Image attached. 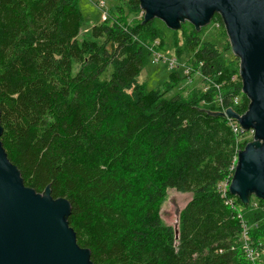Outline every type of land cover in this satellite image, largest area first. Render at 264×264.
I'll list each match as a JSON object with an SVG mask.
<instances>
[{
  "label": "trees",
  "instance_id": "1",
  "mask_svg": "<svg viewBox=\"0 0 264 264\" xmlns=\"http://www.w3.org/2000/svg\"><path fill=\"white\" fill-rule=\"evenodd\" d=\"M77 2L0 0V144L23 185L68 201L65 220L91 264H250L242 227L264 240V198L245 204L228 192L232 209L217 189L244 148L221 114L249 105L243 93L234 108L235 66L190 23L175 57L205 87L166 98L184 79L173 71L164 91H147L138 77L151 44L163 46L157 18L129 24L116 6L111 24L79 42ZM168 189L192 194L177 229L159 218Z\"/></svg>",
  "mask_w": 264,
  "mask_h": 264
},
{
  "label": "water",
  "instance_id": "2",
  "mask_svg": "<svg viewBox=\"0 0 264 264\" xmlns=\"http://www.w3.org/2000/svg\"><path fill=\"white\" fill-rule=\"evenodd\" d=\"M140 8L143 21L157 18L169 29L187 21L198 30L221 17L249 99L243 114L231 108L221 114L254 131L237 154L228 190L245 204L250 196L264 198V0H140ZM69 208L49 189L24 186L0 144V264H91L65 220Z\"/></svg>",
  "mask_w": 264,
  "mask_h": 264
},
{
  "label": "rangeland",
  "instance_id": "3",
  "mask_svg": "<svg viewBox=\"0 0 264 264\" xmlns=\"http://www.w3.org/2000/svg\"><path fill=\"white\" fill-rule=\"evenodd\" d=\"M126 4L127 0H78L77 5L82 16V22L77 40L79 42L89 40L91 38L90 31L94 25L106 23L107 21L111 24L113 16L116 17L120 15L118 14V7L121 8V15L127 23L133 24L137 20H142L143 22V10L140 8L131 12ZM112 9L114 11H112ZM221 22L218 15L214 16L209 23L201 28L203 29L201 40L210 41L216 45L217 49L222 54V58L226 62H230L229 64L232 63L233 66H235V74L232 78L239 81V59L231 50L226 30ZM155 23L162 32L163 46L158 47V42H153L151 44L152 53L138 77L139 83L144 84L147 91L159 90L162 92L165 90V83L169 78V74L173 71H178L180 75L184 76V79L165 93L166 98H170L179 93L185 96L193 89L204 88L205 86L201 82L202 78L199 70L194 71L192 66L183 60L178 61L177 59L180 64L177 70L170 68L169 64L173 57L176 58L175 46H183L186 35L192 30L191 24L188 22L182 24L181 29H183L181 33L180 30L175 32L168 29L159 19H156ZM97 42L101 43L102 40H98ZM187 67H189V70ZM73 69L74 73H77L79 65L74 64ZM186 70L189 72L186 73ZM110 73L111 69L109 68L104 77H108ZM241 104H244V94L240 91L235 95L233 105L234 108H236L238 106L240 107ZM251 138L252 134L249 131L242 132L238 138V143L245 146ZM191 197L192 194L190 193L168 189L159 211L161 225L175 229V226L177 227L179 215ZM250 200L253 205L259 203V200H257L255 196H250Z\"/></svg>",
  "mask_w": 264,
  "mask_h": 264
},
{
  "label": "built area",
  "instance_id": "4",
  "mask_svg": "<svg viewBox=\"0 0 264 264\" xmlns=\"http://www.w3.org/2000/svg\"><path fill=\"white\" fill-rule=\"evenodd\" d=\"M169 64H170V68L172 69L177 70L180 67V64L178 63L177 59L174 57L169 62ZM187 68L189 70V67ZM187 72L189 71L186 70V73ZM238 72H239V69H238ZM239 79H240V76H239ZM228 119L230 121L232 131L234 132L235 135H238L237 139L239 138L242 132H246V131H249L252 134V138H253L254 131L252 129L243 130L236 120L232 118H228ZM240 150L241 149L237 151V154ZM237 154L235 155V161L233 165L230 167L229 169L230 172L228 173L227 177L223 181H221L217 186L218 192L221 194L223 198H225V204L228 205L232 209H237V206L235 204V199L228 196V188H229L232 175L235 169V165L237 161ZM242 228L243 230L241 232V244H242V250L245 254L246 259L248 260L250 264H264V240L262 239H259L258 241L252 240L247 234L246 226H243Z\"/></svg>",
  "mask_w": 264,
  "mask_h": 264
},
{
  "label": "bare ground",
  "instance_id": "5",
  "mask_svg": "<svg viewBox=\"0 0 264 264\" xmlns=\"http://www.w3.org/2000/svg\"><path fill=\"white\" fill-rule=\"evenodd\" d=\"M233 196V195H232Z\"/></svg>",
  "mask_w": 264,
  "mask_h": 264
}]
</instances>
